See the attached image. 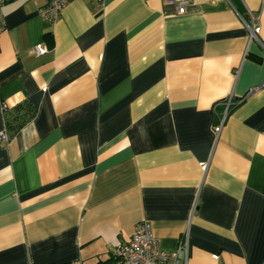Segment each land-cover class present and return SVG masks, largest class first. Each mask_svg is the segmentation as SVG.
Returning <instances> with one entry per match:
<instances>
[{"label": "crops", "instance_id": "1", "mask_svg": "<svg viewBox=\"0 0 264 264\" xmlns=\"http://www.w3.org/2000/svg\"><path fill=\"white\" fill-rule=\"evenodd\" d=\"M185 1L2 6L0 132L35 114L0 138V264H116L141 220L187 264H264V0Z\"/></svg>", "mask_w": 264, "mask_h": 264}, {"label": "built area", "instance_id": "2", "mask_svg": "<svg viewBox=\"0 0 264 264\" xmlns=\"http://www.w3.org/2000/svg\"><path fill=\"white\" fill-rule=\"evenodd\" d=\"M9 0H0V32L4 29L5 21L2 14V6ZM68 0H43L41 5L37 6L38 15L48 21L53 23L58 17ZM103 1V0H96ZM172 2L177 7V12L179 14L183 13L185 10V0H168ZM249 23L243 17L241 20L245 26L249 29L250 37H256L259 31V24L257 18L248 13ZM46 46L43 44H35L31 47V52L35 55H40L46 51ZM233 102L231 97L228 98L226 104V110L228 106ZM1 108L6 110L7 105L1 103ZM227 111L224 112L223 118ZM222 121L215 126V131L218 132ZM0 138L4 141L8 140V133L5 128L0 132ZM187 249H188V235H184L182 241L178 244L174 250H165L160 248L158 239L154 236L152 232L151 224L146 220H141L135 223L133 232L130 239L123 243H118L112 250V257L116 264H187ZM180 250L184 252L183 260H180L178 253Z\"/></svg>", "mask_w": 264, "mask_h": 264}, {"label": "trees", "instance_id": "3", "mask_svg": "<svg viewBox=\"0 0 264 264\" xmlns=\"http://www.w3.org/2000/svg\"><path fill=\"white\" fill-rule=\"evenodd\" d=\"M21 106L24 108L23 113L17 116H10L6 113L4 116V125L9 137H13L19 128L35 114V108L28 101H24Z\"/></svg>", "mask_w": 264, "mask_h": 264}]
</instances>
